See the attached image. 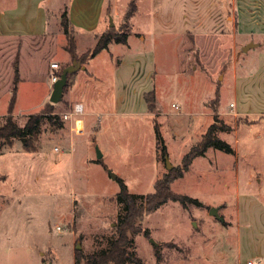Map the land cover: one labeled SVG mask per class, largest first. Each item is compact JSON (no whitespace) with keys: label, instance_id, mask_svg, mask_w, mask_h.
I'll return each mask as SVG.
<instances>
[{"label":"rangeland","instance_id":"obj_1","mask_svg":"<svg viewBox=\"0 0 264 264\" xmlns=\"http://www.w3.org/2000/svg\"><path fill=\"white\" fill-rule=\"evenodd\" d=\"M215 1H207L208 12L212 13ZM109 2L115 14L109 27L127 31L130 47L140 54L136 83H124L125 91H130L127 99L121 98L123 87L118 88V101L113 98L112 102L86 88L89 76L82 73L86 63L82 56L95 43L87 36L73 33V58L61 29L41 37L0 41V124L11 96L15 65L18 81L12 115L16 122L22 125L28 114L44 111L45 105L48 115H57L63 122L61 128L42 122L32 141L36 151H24L20 139L0 150V264H75L76 251L89 254L106 248L123 210L114 198L119 186L110 172H118L116 176L131 193L153 191L155 181L180 166L183 155L201 140L214 114L228 130L242 128L239 152L247 153L248 160L244 163L212 148L203 157H195L171 189L196 198L201 205L187 203L183 208L178 202H166L143 217L141 230L148 235L143 231L134 235L129 249L143 264H238L237 258L241 264L246 260L264 264V121L251 125L253 119L237 116L230 103L234 101L240 109L249 90L253 107L261 96L264 27L257 24L253 32L246 37L241 33L239 38L221 32L217 24H210L209 31L185 33L188 23L180 18L187 11V1L135 0L136 11L129 20L124 19L129 0ZM196 10L194 6L192 12ZM249 43L255 45L244 51ZM105 56L90 65L97 76L91 82L102 91L112 85L105 75L110 69ZM51 62L61 68L78 67L68 75L61 100L55 104L49 101ZM148 68H152L151 81L146 76ZM236 82L241 90L237 93ZM146 93L151 94L148 99L153 97L151 110L143 97ZM76 102L84 106L81 134L71 131V122L62 119ZM88 104L132 115L113 121L102 115L96 123L95 115H86L91 111ZM154 122L166 146L164 157L156 148ZM103 124L107 127L103 134L92 133ZM247 127L254 136L250 142L242 134ZM232 130L217 136L234 145ZM70 141L73 149L65 150ZM250 146L252 151L247 150ZM104 150L97 158V152ZM165 157L171 169L166 168ZM216 206L222 221L208 213Z\"/></svg>","mask_w":264,"mask_h":264},{"label":"crops","instance_id":"obj_2","mask_svg":"<svg viewBox=\"0 0 264 264\" xmlns=\"http://www.w3.org/2000/svg\"><path fill=\"white\" fill-rule=\"evenodd\" d=\"M109 1L110 0H0V41L2 39L10 37L35 38L44 36L53 31L59 32V29H61L62 31L60 20L61 14L63 12H65L66 14L69 28L73 30L77 37L87 36L88 38L92 39V41H94L96 36L100 35L109 27L108 23L110 16L115 15L111 11V3ZM183 1H187L186 5L188 6L187 11L181 13L180 18L184 20V22L188 23V25L185 26L182 30L185 33H187L188 31H201L203 29H207V31H209L212 27V25L210 26V24H217V27L221 28V32H227V34L232 33V37L239 38L238 36L241 33H246V37L247 33L253 32L257 24H260L264 27V0H257L255 2H252V0H216L215 4L213 5L214 8L212 13L207 11V8H209L207 7L208 0H200L199 2H196L195 0ZM194 6L198 7V10H196L197 13L192 12V8ZM254 7H257V10L254 11ZM191 25L194 26V28ZM129 42L130 40L127 38L126 44H108L107 48L102 49L94 57L89 58L86 61V63L84 64V69L81 68L82 73H85L89 76V79L84 82L85 86L87 89H90L92 91V95H94L95 97L97 95H103L104 97H108V100L110 102H112L113 98L118 101L117 97L119 96L118 94H120L118 88L123 87L124 89L125 82L133 84L134 82L132 81H135L136 83L138 72L141 67L139 63L140 54H134L133 49L129 45ZM122 46H125V48H122ZM103 53H106V56L103 58V60L105 61V63L108 62L110 65V69H108L109 71L108 73H105V75L107 80L110 83L112 82V85L109 87V89L105 91H102L100 88L95 87L94 84H92L91 81L95 80L94 78H96L97 76L95 75L94 69L90 67L91 64L93 65L96 61L99 60L98 57L103 55ZM113 58L115 59L114 62ZM146 76L148 80L151 81V77L153 76L152 68H148ZM94 83L95 85H97L96 81H94ZM259 83L260 80L255 84L259 86ZM238 86L240 85H237L236 82V93L238 91H241L240 87ZM129 92L130 91L128 90V88L126 89V91L124 89L123 97L121 98L127 99ZM260 93L261 96L260 98H258L256 105L253 107L249 105L251 95V92L249 90L246 92L247 98H245V100H243L242 98L243 103L240 109H237V105L234 101L230 102L233 103V110L237 116L241 115L242 117L247 118V120L253 119L254 122L250 123L251 125L259 124L261 123V121H264V89L261 90ZM83 98L84 101L87 100V98ZM92 102L93 101L91 100L90 104ZM89 106L90 105L88 104V110L91 111L86 115L88 116V118L90 117V115H95L96 123H100L102 121V115H104V117L106 115L107 118L112 121L116 120L117 118H119L118 116L123 114L132 115L130 112H119L115 108L112 109L111 107L107 106L106 108L101 109L95 107L92 108V106ZM100 112H102L103 114ZM82 116L81 118L84 125V119ZM104 119L107 121L106 118ZM105 125L106 124H103L96 131H92V133L103 134L107 129ZM231 130L232 128L230 130H225L224 132H228ZM241 130L242 128L238 129L237 127H235L230 133L234 137V145L225 140V137L219 138L224 140L231 146V148L233 149V153H231V155L235 156L237 159H244V163H246V160H248L247 153H244L243 156L240 155L238 146L240 142L239 134L241 133ZM249 131L250 129L248 127L247 129L243 128L242 134L244 135V139L247 142H250L251 138H254L253 135H250L252 130L250 132ZM219 132L223 131H218L216 135ZM258 136L259 135L256 134L255 137ZM67 146L68 147H66L65 150L71 151V149H73L72 141L67 143ZM242 146L243 148H245L246 145ZM252 149V146L247 148L248 151H252ZM104 152L105 150L102 151L101 156L105 154ZM104 164L106 166V163ZM114 172L116 173L115 175H119L118 172ZM205 175H207V173ZM247 178H250V176ZM220 182L222 185H225V181L222 180V178L220 179ZM235 187L236 189H239L238 178L235 179ZM218 207L220 209V206ZM262 256L264 257V255ZM258 262L259 264H261L260 261ZM237 263L241 264L238 258Z\"/></svg>","mask_w":264,"mask_h":264},{"label":"trees","instance_id":"obj_3","mask_svg":"<svg viewBox=\"0 0 264 264\" xmlns=\"http://www.w3.org/2000/svg\"><path fill=\"white\" fill-rule=\"evenodd\" d=\"M135 11V0H129L124 13V19L129 20L134 15ZM60 25L67 42L65 48L73 58L75 57L74 32L69 28L65 12L61 14ZM127 38V31L122 29L120 31H116L113 28L108 27L100 35L96 36L93 47L83 53L82 60L87 61L89 58L94 57L99 51L107 48L110 43L126 44ZM61 70L62 68L60 67L58 74H60ZM17 73L18 69L15 65L11 96L7 105L6 114L3 116V122L0 124V150L5 145L10 148L14 139H20L22 142V149L27 152H33L36 151V147L32 144V141L40 133L42 122L46 120L50 125L56 128H61L63 126V122L60 120L59 116H50L47 114V110H45L47 105H45L44 111L42 110L37 113L28 114L22 125L16 122L12 115V107L15 102L17 91ZM150 95V93H146L143 96L145 101L148 103L149 110L152 109L150 103L153 101V97L148 99V96ZM228 129L229 126L222 125L218 116L214 114L213 121L205 130L201 140L183 155L181 165L171 169L170 172L157 179L153 185V191L144 195H136L129 192L123 179L116 176L115 181L118 183L119 190L115 193L114 198L122 205L123 210L116 218L115 225L113 227L115 235L109 241L106 248L97 252L83 254L81 250L76 251L74 255L75 264H143L141 259L129 249L131 248L134 235L141 231H143L145 235H148L147 230H141L140 222L143 217L168 201L178 202L183 208H186L187 203L201 205L196 198H190L184 194L174 192L171 189V183L175 179L180 178L184 171H186L190 166L191 161L197 156H203L208 148L217 149L228 154L233 153L231 146L216 135L218 131H225ZM153 130L155 134L156 148L160 151L161 156L164 157L166 155V147L156 122L153 123ZM95 162L100 163L105 167V164L101 159H96ZM155 254L158 256L157 251Z\"/></svg>","mask_w":264,"mask_h":264},{"label":"water","instance_id":"obj_4","mask_svg":"<svg viewBox=\"0 0 264 264\" xmlns=\"http://www.w3.org/2000/svg\"><path fill=\"white\" fill-rule=\"evenodd\" d=\"M109 21H110L109 25L112 26L113 23L111 21V18H109ZM254 45L255 44H253V43H249V44L243 46L242 49L245 51L246 49H248L249 47L254 46ZM81 68L84 69V66H82ZM77 70H78V67L75 66V64H71V65H68V66L62 68L58 79L52 84V90H51V93H50V96H49V101L51 103L55 104V103L60 102L62 94H63V88H64V86L66 84V81H67V75L71 74L73 72H76ZM100 157H101V153L98 151L97 152V158H100ZM165 161H166V168L167 169H171L172 165L169 163V161H168V159L166 157H165ZM110 175H111L112 179L116 178L115 173H111L110 172ZM218 209H219L218 206L210 207L208 212H209L210 215L215 217L217 220L221 221L223 218H222L221 215H219Z\"/></svg>","mask_w":264,"mask_h":264},{"label":"built area","instance_id":"obj_5","mask_svg":"<svg viewBox=\"0 0 264 264\" xmlns=\"http://www.w3.org/2000/svg\"><path fill=\"white\" fill-rule=\"evenodd\" d=\"M59 64L57 62L50 63V84L52 85L59 77ZM177 108V106H174ZM84 107L80 102L73 104L71 111L64 113L62 119L69 120L71 122L70 129L76 134H81L83 132V121L81 116L83 115ZM246 264H259L253 260H247Z\"/></svg>","mask_w":264,"mask_h":264}]
</instances>
